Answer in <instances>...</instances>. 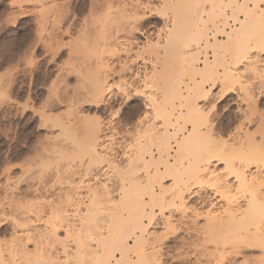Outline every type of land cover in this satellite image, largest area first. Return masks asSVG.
<instances>
[{
    "label": "bare ground",
    "instance_id": "1",
    "mask_svg": "<svg viewBox=\"0 0 264 264\" xmlns=\"http://www.w3.org/2000/svg\"><path fill=\"white\" fill-rule=\"evenodd\" d=\"M41 1L43 2V4L45 1L48 2L47 0L45 1L41 0ZM52 1L56 2L57 5L59 4V7H60L59 12H57V14L54 12L55 15L53 14V16H55L53 22L55 23L57 18H58L57 20H59V22L61 23L62 21L65 22V20L68 19L69 20L68 24L71 23L70 26L73 27L76 24L75 23L76 20L74 19V17H70V14L72 12V9H71L72 1L71 0H52ZM94 1H96L97 3L95 2L94 4ZM116 1L118 0H103V1L93 0L92 1L93 5H91L92 6L91 8L97 7L98 14H95V16H90L89 19H86L83 23L84 24L83 27H85L84 29L88 28L89 30H85V31L84 29L82 30L83 32L86 33L88 31L92 32L93 30H94L93 32H95V29H96V30H99V33L102 31L103 34L107 30L106 32L108 33L105 32L106 34L104 35L100 33L101 35H99L97 34V31H96L95 34L99 35V36L96 35L98 37L97 41L96 39L93 40L94 41L93 44L91 43L92 40L91 42L89 41L86 42V46L88 48V51H90V53L86 49L87 51L86 55H83V56L78 55V57L76 56L77 57L75 60L76 62L74 63V65H71L72 67L69 68L70 70H68V67H67L66 71L68 70L70 74L71 72L73 73L76 72V74L78 73L77 77L79 80L78 79L77 80L80 83V87L79 86H78L79 88L76 87L77 89H79L77 90V94L76 95L72 93L71 94L73 98L74 96L77 97V101L82 100L84 103L89 101L91 103L93 102V104H110L113 100H115V98L120 96V93H122L125 97H130L131 93L133 92L134 93L136 92L139 94L140 91H138V89L131 90V88L130 90L123 89L124 93H123V90H120L121 91L120 92L119 89L120 88L122 89L126 86V84H123L124 81L121 85V86L125 85L124 87H120L121 83L119 84L117 82L116 86H118L117 88L118 92H115L113 89L114 82L111 83V80L114 78V76H118L123 73L125 74L128 71H129V74L132 73L130 77L131 80L133 81L143 80L144 82L143 85L146 88L147 87L149 88V86L146 84H150L151 89L152 87H155L154 91L150 89L151 92L148 91V93L146 92L147 94L145 93L142 94L143 103H144V112L139 118H137L136 122L133 125L141 129L144 127L147 128L148 125L149 127H151L152 126L151 124L153 123L151 122V120L153 119L152 116L153 115L156 116L157 119H155V121L157 120L160 121L159 123H157V126L155 127L156 132H157L156 133L157 135H155L156 141L154 140L156 142V150L154 151L151 150L149 145H147L148 148H145L146 146H143V148H140L139 147L140 144H139L136 147L138 149V152L140 151V153L137 154L134 152L135 154L133 158L135 162L133 163L135 164L133 165V167L128 168L127 170L122 172V174L120 173L119 179L118 180L115 179V181L112 180L113 183H111V180H109L110 181L109 184L108 183L100 184L102 183L100 181L103 177H109L108 172H109L110 166H108L107 165L108 163H107L98 172H95L94 168H92L91 166L92 162L98 158L100 159V161L102 160L101 161L102 163L103 161L106 162L109 160V156H108L109 154H108L107 147H106L108 143L107 144L104 143L105 141H104L103 135L105 133L98 119L97 120L95 118L89 119V117L86 116V119L84 117V120L82 119L83 121L81 120L82 121L81 123L78 120L80 116L78 118H76L77 117L76 116L75 118L77 120H74V117H73L74 121L70 120L66 124L60 123L61 124L60 127L62 129L66 128V129H75L76 131L79 130V132L81 133V137L80 139H76L75 141L71 140L72 141L71 143L67 142L68 144L66 142H65L66 144L63 143L64 142L63 140H62L63 142L59 141L58 143L55 140L56 143L53 144L52 146L50 145L51 148H48L49 149L48 154H46L48 155L47 158L48 157L52 158L51 161L53 162L55 159H58L59 161L62 159L65 160L66 157L68 158V156L70 157V155H74L80 159L79 160L80 162L78 165L74 167H65V165L64 166L62 165L63 166L62 168L61 165H60L61 167L59 166L58 160H55L58 163V167L55 164L54 165L57 167V168L55 167L56 168L55 170H53L54 168L52 169V167H50L51 168L50 171L52 170L53 172L49 171L50 173L48 172L46 173V171L43 170L45 176L43 174H40V176L36 175L37 176L36 178H38V176L40 178L41 175L43 176V178L41 177L40 180L35 179L38 185L37 187L35 186L36 188H34L35 191L33 189V192H36L34 196H37L39 198V199L37 198V201H34L36 197L33 198L34 200L32 199L28 202H25L24 199L22 200V197L21 198L19 197L21 199L20 201L18 200L15 201V197L17 196H15L14 190L10 189V192L6 190L5 197L8 198L9 204L11 203L10 205L11 208L14 209L13 210L9 208L10 210L13 211V214H14V216L13 215L11 216L12 218L7 212L5 213L6 216L8 214V216L11 218L10 219L7 216L6 220L12 222L11 224H12L13 230L11 233V237H9V239L7 238L8 240L5 238L4 239L0 238V264H166L164 263L165 253L163 252V250L164 248H166L168 242L169 243L173 242L175 244V249L176 247L178 248L184 247L183 245L185 244L188 245L187 242L182 241L181 243H179L178 241H176V239L174 241L170 239L171 236L176 235V231H177L174 229L175 227L174 224L178 222V219L175 218L174 213L170 212V215L167 217L166 222L164 221L166 226H169L168 228L166 227L167 228V230H165L166 232L163 230V233H161L162 231L159 232V230H155L156 227H158L159 223L155 221V217L153 215L154 214L153 209L155 207H159V209L163 211L167 208L168 209L174 208L177 211L181 210V212L186 211L188 209L186 207H185L186 209L185 208L182 209L186 201L185 192L189 191V188L185 186L188 180L187 181L180 180L179 179L180 177L177 176L176 173L178 172V175L182 174V172L181 174H179V167H178V165H181L179 162H181L180 158L182 156V153L185 152L186 149L188 150V147H191L190 145L192 143L194 145L198 144L197 140H194V138L196 137L197 133L201 132L200 124H204V122H201V123L199 122L201 121V118L203 117V115H205L203 114L204 112L202 111L201 109L202 107L200 104L203 102H207L208 96L210 94L209 92L210 88L206 89L203 85V81H199V79L197 78V75H200L203 80L206 79L205 73L206 72L208 73L209 71L208 68L210 66V62H209L210 60L208 61V59L206 58V60L204 61V66L199 68L195 66V63H196L195 60L198 62L199 58L194 59L196 58L194 56H197V54H199L200 52L199 50H201L200 48H201V44L203 41L206 42L208 49L215 48L216 50L218 48L224 47L226 45L225 42L227 41L219 40L215 36L214 43L209 42V36H208L209 34L207 30L204 29L203 26L202 28L200 27L201 24L204 25L206 22L205 21L206 19L203 20V14L206 12V8H204L205 10L204 9L202 10L201 8H199L200 9L199 10L197 9L198 6L196 8L191 7L194 9V11L191 10L189 18L191 19L193 17L192 21L190 22L193 25L191 26L190 24L188 25L192 27L191 32H190L191 37H189L188 41H186L189 33L187 35L182 34V33L184 32L183 28L185 27V25L187 26L188 24V23L184 24L185 21L187 22V20L183 22V20L185 19L183 16L184 15L183 10H185L187 7L183 5L185 9L182 8V10H180L182 11L181 15L183 14L182 17L184 18L182 19V22H181L182 24L180 23L181 18L178 16L177 10L176 12L173 11L174 12V13L172 12L173 16L170 19V23H171L170 24L171 26H169L170 29H168L167 34H165L167 29L163 33L166 36H164L165 38H164V41L162 42V45H163L162 48H164V50L166 51L167 50L166 48H169L168 46L169 45L171 46L173 44L172 43L173 37H174L173 39L174 41H177L179 39L178 40L179 45L180 43L185 41L183 43L187 45H185L184 47L182 46V47L183 48L187 47V49L185 51L184 49H182L183 51L181 50V52L179 53V59H180L179 64L182 65V67H180V69L179 68L176 69V71L173 72L172 69H170L169 67L166 54L158 50L159 56H157L156 59L160 60L161 62V65H159L160 67L157 68L156 64H154L156 68H154L152 72L148 71L149 72L148 73L146 69L147 67H150V66H147V65L151 64L150 61L152 60L151 58L148 57L149 56L148 55L146 56L148 59L143 58V57L142 59H140L142 62L140 64L141 66L138 65L139 68L136 69L135 71L133 70L134 71L133 73L132 68L129 67L128 64L137 63V59L141 57L140 56L141 54L139 52H138L139 55L136 53L137 54L136 57L138 56L139 58L137 57L134 60L130 59V61H128L129 59L128 58L126 60L124 59L125 61L117 60V62H113L111 61L112 58L114 57L119 58L120 56H118V54H115L116 52V51L114 52L115 48L114 50H112L113 47L111 48V46L114 45L113 43L119 38L118 36L120 32L124 33L123 31H125L128 35H131V36H135L136 33L143 34V29H141L140 26L138 25V22H139L138 20L139 19L142 20V18L140 17H142L141 12H143V8H142L143 4L141 6L140 3L137 2V0L123 1V6L121 8L124 11L121 10L122 11L121 13H124V14L121 15V18H120V16L118 15L120 13H117V15L119 16V19H117L116 17L115 18L113 17V18L117 19L118 22H114L116 20H113V22H111L112 20L111 17L113 15L112 10L116 8L120 9L119 5H121L120 1L119 2H116ZM209 1H211L212 7L219 11V13L217 14H220L219 15L220 18L227 19L226 10L221 7L222 5H218L219 3H217L216 5L214 3L216 0H209ZM233 2L234 3L232 4H236V9L232 12L239 26L227 32H223L222 30V33L226 34L227 39L230 41L233 40L234 38L235 40L236 38H241V36L239 35L245 33L249 27H250L249 30L254 29V31H257L255 30L257 29L256 23L253 21L258 20L260 16H263L261 15L262 12L258 11L260 9L259 4L262 3L263 0H244V3L242 2L243 4L241 5L238 4V0H233ZM249 3H253L252 5L254 7L249 6ZM45 4H48V3H45ZM44 5L43 7H45ZM143 7H145V5ZM46 8H44V10L42 11V14H43L42 17L44 18L42 19V22H44L45 19L47 20L48 13L50 14L52 10L51 8H49L51 9L49 12V10L48 11L45 10ZM178 8H181V7L179 6ZM144 9H147V8H144ZM45 11H47L48 13L47 12L43 13ZM240 12L245 13L246 19L238 18V14H240ZM73 14L74 12L71 14V16ZM186 16L188 17L189 15H186ZM169 17L167 18L169 19ZM52 19L48 18V20H51V21ZM120 19L121 21H119ZM48 20H47V23L45 21L46 24H48L49 22ZM110 22L114 23V25H112ZM165 22H167V20ZM108 24L110 27L106 29ZM179 25L183 26L181 28L183 30L179 28L180 27ZM225 25L227 26V23ZM178 29H180L182 32L180 30L178 31ZM187 29H186V32L184 33L189 32L187 31ZM216 29L218 30V28ZM261 29H262V26H261ZM254 31L252 33L256 35ZM258 31L259 32L257 35H260L259 42H261L264 45V31L262 32L260 29ZM252 33L251 34L248 33V34L253 36ZM184 35L186 36L185 37L186 40L184 38ZM249 35H245V37L248 36V38H244L245 42L242 43L243 47L240 46L244 50L245 48L248 47V44L246 45L245 43L247 39H250ZM92 36H94V34L91 35V37ZM156 36H159L158 38L159 40L161 39L162 35L159 34ZM170 36L172 38H170ZM179 36L183 40H181ZM149 39L148 41H150ZM145 40H147V38ZM241 40L243 41V39ZM133 44L135 43H133L132 41V45ZM130 45H131V42L129 46ZM79 47H77V49ZM179 47H181V45ZM77 49H76L77 54L78 52L79 53L82 52L80 50L81 48L79 49L80 51ZM76 51H75V54H76ZM112 51L114 53H112ZM245 51H241V52H245ZM149 54L151 56V53ZM243 60H246L244 53L243 54L239 53V55L237 53V55L234 56L233 62L234 64H237V63L239 64ZM152 65H153V62H152ZM228 71H226L225 69V72H223V74L214 73L213 75L211 73L212 74L211 75L212 77H210V81H212L211 91L213 88H215L216 85H218L217 83H219L220 81L222 82V79L223 81L227 80L228 82L229 81L228 79L232 78L231 77L227 79V77L231 75L232 70L230 72ZM69 73L66 74L65 78H68L67 76L70 75ZM261 75L264 77V73H262ZM185 76H188L189 81L185 79ZM75 78H76V75H75ZM133 85L131 82L130 86L132 87ZM127 88H129V85ZM187 118L189 119V123L192 125L193 128L192 130H189L186 133L185 132L186 130L185 121ZM187 122L188 120L186 121V123ZM182 123H184L185 125L184 127L181 125ZM205 128L208 129L211 127H208V128L205 127ZM206 131L208 130H205V132ZM136 132H137V129H136ZM179 132L183 133V137L181 140H179L180 138L178 139ZM209 132L210 131L207 132V135H209L210 137L209 136L208 137L211 138L212 133L210 135ZM248 136L249 135H246V137ZM66 137L67 139L69 138V136H66ZM197 137L199 136L197 135ZM148 138L150 140V138L152 137H148ZM195 139H198V138H195ZM123 141L125 140H122L121 144L124 145L125 142ZM193 141H195V143ZM193 144H192V147H194ZM129 146L132 147L131 144ZM153 146H151V148ZM198 146H201V145L199 144ZM243 146H244V143L240 144L239 147L237 146L238 147L237 149L234 148V152L236 151L238 155L243 157L248 164L246 166H241L237 168L236 166L234 167L230 164L231 166L229 167L230 175L233 174V179H235V182H236L235 185L234 186L231 185L233 182L228 183L227 179L224 180V178L222 179L220 176L219 177L213 176V179H214L213 186H215L216 188V192H214L213 196L216 194L220 195L218 197L226 200L227 206L225 207L226 209H223V211L221 212L212 211L210 209L206 211L204 227L203 228L200 227L199 229L198 227L197 229H194L195 228L194 227L193 231L192 230L190 231V233L191 232L195 233V236L197 238L196 242L197 241L198 242L199 241H205V242L211 241L212 242V241H215L218 238V236L219 237L221 236L222 237L221 240H223L224 242L227 241L231 244L237 243L238 241H241V240H246V241H251L256 244L264 245V232H263L264 230L263 228L264 226L263 225V221H264V175L261 172V169L264 166V154H259L258 153L259 151L253 150L254 148L253 144H252L253 147L251 146L252 149H249V148L247 149L246 147H243ZM126 147H128V145ZM215 147L216 146H214V148ZM196 148H198L197 145H196ZM210 148L212 147L210 146ZM137 149L135 150L137 151ZM204 149L205 150L202 149V153L200 150H197V151H200L198 152L199 154L198 159L197 160L195 159L196 161L190 163V165L188 166V168L191 167L190 169L194 171L193 173L194 177H191V181L192 179H194L196 182L200 180L201 177L204 178V176L212 175L213 171H211V169L214 166L215 162L218 163L216 159L221 158L220 156H219L220 158L217 157L218 154H216V158H215V155L213 152V150L215 149L213 150L211 149V151H209V149H206V147ZM193 150H191L192 153H195V151ZM173 151H175V155L173 154ZM129 152H130V149H129ZM236 152H235V155H236ZM188 153H187V158L189 157ZM124 154L126 155L127 153H124ZM145 154L149 155V159L148 157H145ZM230 156L233 157L231 153H230ZM172 159H174V162H172ZM221 159H225V158H221ZM231 160L234 161V158L232 159L230 158V160L228 161L231 162ZM186 161L188 160L186 159ZM43 163H45V161ZM46 164H50V163H46ZM251 164L253 165L255 164L254 165L255 171L254 173L248 174L246 169L249 168ZM140 168L144 170L143 173H141ZM152 168L154 169V173H152L151 171ZM25 171L23 172L24 173L29 172V170H27L26 172ZM182 175L185 176V174H182ZM36 182L34 183V185L37 184ZM165 182H170V184L165 185ZM8 186H10V184L7 185V187ZM235 191H238V193H234ZM239 192L242 193L241 196H237ZM167 193L169 196H167ZM200 193L198 191H192L190 192V196H192V198L194 196L198 197ZM116 196H117V199H115ZM5 197L3 198L5 199ZM198 198H199L197 199L199 201L198 204L202 205L207 202L208 205L212 204L211 207L214 206L213 205L214 202H211L209 200L211 199L210 197H201L200 195ZM240 198L244 202L243 205L239 203ZM58 199L62 201L58 203L57 202ZM207 199L209 200L210 203L207 201ZM193 211L196 215V219L197 217H200L201 214H198L195 208ZM103 213L110 214L111 215L110 218L108 217L109 219H107L106 217L107 215H104ZM126 214L130 216L131 218L130 220L123 219V216L125 215L124 216L125 218ZM45 215L49 216V218L51 219V220L45 219L46 221L49 220L51 222L50 223L48 221L50 223L49 225L51 226V228L49 227L50 229L48 228L47 230H41L38 226H40L41 223H44V222L47 223L44 220ZM101 215H104L106 217L105 218L106 220H103V219L101 220L100 218ZM149 227L152 229L149 230L148 229ZM170 227H172V230H170L171 229ZM193 241L194 240H192L191 243H189L190 246L188 245L190 248L193 245H194L193 247L196 246L195 245L196 242L195 241L193 242ZM197 244H198L197 247H199L200 244L199 243ZM203 244L207 245V243H203ZM206 249L208 248L206 247ZM214 256H215L214 253L211 252L210 256L208 257L213 258Z\"/></svg>",
    "mask_w": 264,
    "mask_h": 264
},
{
    "label": "rangeland",
    "instance_id": "2",
    "mask_svg": "<svg viewBox=\"0 0 264 264\" xmlns=\"http://www.w3.org/2000/svg\"><path fill=\"white\" fill-rule=\"evenodd\" d=\"M47 1L48 2L45 1L44 4L48 3L49 5L48 4L44 5L41 0H32V1L31 0H0V238L1 239H4V238L9 239V237H11V233L13 230L12 224H11L12 222L6 220L7 219L6 217L8 216V214L10 215V217L12 215L14 216L13 211L10 210V209H13L10 206L11 203L9 204L8 198L5 197L6 190L9 192H10V189L14 190L15 196H17L15 197V201L17 200L20 201L21 197H22V200L24 199L25 202H28L35 197L36 199L35 200L33 199V200L37 201L38 197L34 196L36 192H33V189L36 188L38 185L35 179L40 180L41 177L43 178L42 175L39 178L40 174H43L45 176L44 171H46V173L53 172L52 170L50 171L51 169L50 167H52V169L54 168L53 170H55L58 167V163H59V166L65 165V167H74L79 164L80 159L74 155H70V157L68 156V158L66 157L65 160L62 159L59 161L58 159H55V160H58V163L54 159H53L54 161L52 162L51 161L52 158L50 157H48L50 159L47 158L48 155L46 154H48V150H49L48 148H51L50 145L52 146L53 144L56 143L55 140L57 141V143L59 141L61 142L64 141L63 143L65 142L71 143L72 142L71 140L75 141L76 139H80L81 137V133L79 132V130L76 131L75 129H66V128L62 129L60 127L61 124L63 123L66 124L70 120L71 121L77 120L76 118H78L79 116L81 118L79 117L80 119L78 118V120L81 123L84 120V117L86 119V116L89 117V119L90 118H95L96 120L98 119L105 133L103 135V138L105 141L104 143L105 144L108 143L106 147H107V151L109 154L108 155L109 160L106 162L103 161L102 163L101 162L102 160L100 161V159L98 158L92 162L91 166L92 168H94L95 172H98L107 163H108L107 165L110 166L109 172H108L109 177H103L100 181L102 183L100 184H104V183L109 184L110 183L109 180H111V183H113L112 180L115 181V179L116 180L119 179L120 173L122 174V172H124L128 168L133 167V165L135 164L133 163L135 162L133 158L134 154L140 153V151L138 152V149L136 147L139 144H140L139 145L140 148H143V146H146L145 148H148L147 145H149L151 150L153 151L156 150L155 135H157L156 134L157 132H156L155 127L157 126V123L160 122L159 120L155 121V119H157L156 116L155 115L152 116L153 119L151 120V122L153 123L151 124L152 125L151 127H149L148 125L149 128L144 127L141 129L133 125L136 122L137 118H139L144 112V103H143L142 94L144 93L147 94L148 91L151 92V90L154 91L155 87H152L151 89L150 88L151 85L146 84L149 86V88L148 87L146 88L143 85L144 83L143 80H137V81L131 80L130 77L132 73L129 74V71H128L125 74L123 73L121 75L114 76V78L112 79L113 81L111 80V83L114 82V86H115V87L113 86L114 91L118 92L117 90L118 86H116L117 82L119 84L121 83L120 87H124L125 85L121 86L124 81L123 84H126L125 86L126 88L125 87L122 89L120 88L119 91L123 89L130 90L131 88V90L138 89V91H140L141 93L139 92L138 94L136 92L135 93L133 92L131 93L130 97H125L122 93H120L121 92L120 91L119 93L121 97L119 96L115 98V100H113L110 104H93V102L91 103L89 101L84 103L82 100L77 101L76 96H74L75 98L74 100L72 96V94L74 95L77 94V90L79 89H77L76 87L78 86L80 87V83L77 77L78 73L76 74V72L74 73L71 72L70 74L68 70H70L69 68L72 67L71 65H74V63L76 62L75 60L78 57V55L79 56L86 55L88 51L86 42L87 41L91 42L92 40L91 43L93 44L94 43L93 40L96 39L97 41V38H98L97 36L101 35L100 33H102V31L99 33V30H96V29H95V32H93L94 31L93 30L92 32L88 31L86 33L83 32L82 30L85 28L83 27L84 21L86 19H89L90 16H95V14H98L97 7L91 8L92 7L91 5H93V2H92L93 0H71L72 1L71 4L73 5V6L71 5V9H72L71 14L73 12L74 14L72 16L70 14V17H74V19L76 20L75 21L73 19L76 23L73 27L70 26L71 23L68 24L69 23L68 19H67L68 21L65 20V22L62 21L61 23L59 22V20H57L58 19L57 18L56 19L57 22L55 21L54 23L53 21H54L55 16H53V14L54 12L57 14V12H59L60 10V7H59V4L57 5V3L52 0H47ZM100 1H103V0H100ZM119 1L121 3V5H119L120 9L116 8L117 10L116 9L112 10L113 15L111 17L112 19L111 22H113V20H116L114 22H118L117 19H119V16L121 18V15L124 14V13H121L122 11H124L122 10L121 7L123 6V1L125 0H118L116 2H119ZM95 2L96 1H94V4ZM137 2H139L141 6L142 4L143 6L145 5V7L142 6L143 12H141L142 17H140L142 18V20L141 19L138 20L139 21L138 25L140 26L141 29H143V34L136 33L135 36H131V35H128L125 31H123L124 33L120 32L118 36L119 38L113 43L114 45L111 46V48L113 47L112 50H114L115 48L114 52L115 51L117 52V53L115 52V54H118V56H120L119 58L117 57L112 58L111 61L113 62H117V60L123 61L124 59L126 60L128 58H129L128 61H130V59L134 60L138 57V56L136 57L137 54L138 55L139 53L141 54L140 55L141 57L140 58L138 57L139 59H137V63H134V64L132 63L133 66L131 63L128 64V66L132 68V71L133 70L135 71L136 69H138L139 66H141L140 64L142 63L140 59H142V57L148 59L146 57L148 55H149L148 57L151 58L152 60L150 61L151 64L147 65V66H150V67H147V69L149 70L146 69V71L152 72V70L156 68V66L157 68L160 67L159 65H161V62L160 60L156 59L157 56H159L158 50L166 54L169 67L170 69H172L173 72L176 71V69L178 68L180 69V67H182V65L179 64L180 63L179 53L181 52L182 49H184V51L187 49V47L183 48L185 45H187L183 43L185 41L182 42L184 45L180 43L181 47L183 46L181 48L179 47L180 46L178 42L179 39L178 40L176 39L177 41H174L173 40L174 37H173L172 39L173 44L171 45L172 47L169 45L168 46L169 48H166L167 49L166 51L164 50V48H162L163 47L162 42L164 41V38H165L164 36H166L163 33L167 29L165 32V34H167L168 29H170L169 28V26H171L170 19L173 16V13L176 12V10L178 12L177 13L178 16L181 18L180 23L182 22V19L185 18L183 22L185 20H187V22L185 21L184 24L188 23L187 26L189 24L191 26L193 25L190 23L193 17L191 16L192 18L191 19L189 18L191 10L194 11L193 8L194 7L196 8L197 6H198L197 9L201 8L203 10L204 8H206V12L203 14V20L206 19L205 20L206 22L204 25L201 24L200 27L202 28L203 26V28L207 30L209 34L208 35L209 42L214 43L215 36L219 40L227 41L225 42L226 45L224 47L218 48L217 50L215 48L208 49L206 42L203 41L201 44V48H200L201 50H199L200 51L199 54H197V56H194L196 57L194 59L199 58L198 62L195 60L196 62L195 66L199 68L204 66V61L206 60V58L208 59V61L210 60L209 61L210 66L208 68L209 70L208 73L210 74H208L207 72L206 74L204 72L206 75V79L203 80L200 75H197V78L199 79V81H203L204 87L206 89L210 88V91H209L210 97L208 96V101L203 102L204 104L203 103L200 104L202 107L201 109L204 112L203 114L205 115H203L199 123L204 122V124H200L201 125L200 130L202 133H204L205 130H208L210 131L209 132L210 135L211 133L212 135L213 134L214 135L213 136L211 135V138H209L210 136L207 135L208 131H206L204 134H202L201 132L197 133L195 138H198V139L194 138V140H197L198 144L194 145L192 143L194 147H192V144H191L190 146L192 148L188 147V150L186 149V151L182 153V156L180 158L182 163L179 162L181 165H178L179 174H181L182 172V174H185V176H183L182 174L178 175V172L176 174L177 176L180 177L179 178L180 180L182 181L188 180L185 186L189 188V191L185 192L186 201H185V205H183L182 207V209L185 207L188 208L187 209L188 211L186 210V211L181 212V210L177 211L174 208L172 209L167 208L162 211L159 209V207H155L153 209V213H154L153 215L155 217V221L159 223L160 225V226L158 225V227H156L155 230H159V232L162 231L161 233H163V230L164 231L167 230L169 226H166L165 224L166 219L170 215V212L174 213L175 218L178 219V222L175 221L176 224H174L175 227L174 226L173 227L178 232L176 231V235L171 236L170 239H172L173 241L176 239V241H178L179 243L184 241V242H187V244L189 245V243H191L192 240H194L195 242L197 240L195 233L193 232L190 233V231L191 230L193 231L194 227H195L194 229H197V227L198 229L200 227L201 228L204 227L205 213L208 209L212 211H219V212L223 211V209H226L225 208L227 206L226 200L218 197L220 195L216 193H215L216 195L213 196L214 192H216V188L215 186H213L214 185L213 176H218V177L220 176L222 179L224 178V180L227 179L228 183L233 182L231 185L234 186L236 182H235V179H233V174L230 175L229 167L232 165L234 167L236 166L237 168L241 166H246L248 164L246 160L243 157L239 156L236 151L235 152L237 156L235 155L234 148L237 149L240 146V144L244 143L243 147H246L247 149L248 148L252 149L253 147L252 144H253L254 145L253 150L259 151L258 152L259 154H264V139H263L264 138V77L261 75L262 73H264V45L261 42H259L260 35H257L259 32L258 31L259 29L262 32L264 31V20H263L264 19V3H263L264 0L262 2L263 4L262 3L259 4L260 9L258 10L259 12L260 11L262 12L261 15L263 16H260L258 20L253 21L256 23L257 29L255 30L257 31H254V29L252 30L256 33L257 37L254 33H252L253 31L251 29H250L251 31L249 30L250 28L249 27L248 30L245 33H243L244 35L243 34L239 35L241 36V38H236V40L235 38L233 39L235 42L233 40L231 41L228 40L226 34L222 33V30L223 32H227L239 26L232 12L236 9V4H232L234 3L233 0H216L214 2L216 5L217 3H219L218 5H222L221 7L226 10V17L228 20L224 18H220L219 16L220 14H217L219 13V11L212 7L211 1L209 0H179V1L178 0L177 1L176 0H172V1L171 0H139V1L137 0ZM242 2L244 3V0H238V4L241 5L243 4ZM252 4L253 3H249V6L252 7L253 6ZM43 5L45 7H43ZM183 5L187 7L186 8L187 10L185 9ZM179 6L181 8H178ZM44 8H46L45 10L47 11L49 10V12L52 9L50 14L47 11L43 12V13H46V12L48 13V17L46 16L47 20L48 18L49 19L53 18L52 21L48 20L49 21L48 24H46L47 23L46 19L44 20V22H42V19H44L42 17L43 15L42 11L44 10ZM144 8H147V9H144ZM182 8L185 9L183 10L184 15L182 14L184 18L181 15L182 11H180L182 10ZM117 13H120L118 14L119 16L117 15ZM186 15H189V16L187 17ZM113 17L114 18L116 17L117 19H114ZM167 17H169V19ZM238 18L246 19L245 13L240 12V14H238ZM166 20L167 22H165ZM119 21H121V19ZM226 23H227V26L225 25ZM111 24L114 25V23H111ZM68 26H70L71 29ZM179 26H180L179 27L180 29L183 27L181 25ZM187 26L185 25V27L183 28L184 30L181 29L184 32H186V29L188 28L187 31L189 32L182 33L186 35L189 33L187 40L185 38L186 36L184 35V38L186 41H188V38L191 37L190 32L192 28L190 26L188 27ZM261 26H262V29H261ZM108 27H110L109 24L106 27V29ZM216 28H218V30ZM180 29H178V31ZM85 30H89V29L87 28V29H84V31ZM96 31H97V34L99 35L95 34ZM105 32L104 34L108 33V32L106 33ZM248 33L250 34L252 33L253 36L249 35ZM93 34L94 36L91 37V35ZM159 34L162 35L161 36L162 40L161 39L158 40L159 36H156V35H159ZM245 35H249V38H250V39H247L245 43L246 45L248 44V47L246 46L247 48H245V50L247 51H245L242 48L243 47L242 43L245 42L244 38H248V36L245 37ZM128 36L129 37L131 36V37L129 38ZM171 36L170 38H172ZM146 38L147 40H145ZM148 39L150 41H148ZM241 39H243V41ZM132 41L135 44L132 45ZM130 42L132 46L131 45L129 46ZM77 47L79 48L77 49ZM76 49L77 50L80 49L82 51L81 52L82 54L79 52L77 54ZM239 49L245 52H241ZM75 51H76V54H75ZM88 52L90 53V51ZM114 52L112 51V53ZM148 52L151 53V56ZM144 53H146L147 55ZM237 53L238 55L239 53H242V54L244 53V56L246 57V60H243L239 64L237 63L238 65L234 64L233 62L234 56L237 55ZM152 62H153V65H152ZM154 64H156V66ZM67 67H68V70L66 71ZM225 69L226 71L232 70L231 72L232 76L231 75L228 76L227 79L231 77L232 78L228 79L229 80L228 82L227 80L223 81V79H222V82L218 81L219 82L217 83L218 85H216L215 88H213L211 91V88H212L211 86L212 81H210V77H212L211 75L212 74L214 75V73L223 74V72H225ZM68 73L70 75L67 76L68 78H65L66 74ZM232 73L235 75L237 74L236 77ZM75 75H76V78H75ZM185 79L189 81L188 76H185ZM131 82H132V85L134 83L132 87L130 86ZM67 84L68 85L70 84V85L68 86ZM128 85H129V88H127ZM123 93H124V90H123ZM73 117H74V120H73ZM187 120L188 122L186 123ZM186 121H185L186 126L184 125V123H182L181 125L183 127L185 126L186 128L185 132L187 133L189 130H192L193 127L189 123L188 118L186 119ZM205 127L207 128L211 127V128L206 129ZM136 129L138 133L136 132ZM197 135L199 137H197ZM246 135H249L250 137L249 136L246 137ZM66 136H69V138L67 139ZM148 137H152L154 139L150 138L149 140ZM182 137H183V133L179 132L178 139L180 138L179 140H181ZM122 140H125L123 141L125 142L124 145L121 144ZM193 142L195 143V141ZM119 144L121 145V147L123 145V147L121 148ZM130 144L132 147L129 146ZM152 144L155 146H153ZM199 144L201 146H198ZM127 145L128 147H126ZM196 145L198 148H196ZM151 146L153 147L151 148ZM210 146L212 148H210ZM214 146L216 147L214 148ZM249 146L250 147L252 146V147L250 148ZM205 147L206 149L210 148L209 151H211V149L212 150L215 149L213 150L215 158H216V154H218L217 157L220 156L221 158H225V159H221L220 157H219L220 159H216L218 163L215 162L214 166L212 167L213 170L211 169V171H213V174L215 173L214 175L213 174L207 175V176H204V178L201 177L200 180L196 182L194 179H192L191 181V177H194L193 175L194 171L190 169L191 167L188 168V166L190 165V163L198 159V156H199L198 152L201 151L202 153V149L205 150L204 149ZM129 149H130V152H129ZM135 149H137V151ZM131 150L133 151V153ZM191 150L195 151V153H192ZM197 150H200V151H197ZM124 153H127V154L125 155ZM187 153L189 156L188 158H187ZM230 153L233 157L230 156ZM173 154L175 155V151H173ZM229 156L231 159L234 158V161L231 160L232 163L228 161L230 160ZM145 157H148L149 159V155L145 154ZM186 159L188 161H186ZM44 161L45 163H43ZM172 162H174V159H172ZM46 163H50V164H46ZM254 165L251 164V166H249V168L246 169L248 174L254 173L255 171ZM140 169H141V173H143L144 170L142 168ZM25 170L26 171L29 170V172H26ZM23 171H25L26 173H24ZM151 171L152 173H154L153 168L151 169ZM261 172L264 175V166L261 169ZM36 175H39L38 176L39 179L36 178L37 177ZM34 181L37 184L34 185L35 183ZM9 184L10 186L7 187V185ZM166 184L169 185L170 182H165V185ZM192 191H198L199 193L201 192L200 193L201 197H210L211 199L209 200L211 202H214L213 203L214 206H212L213 208L211 207L212 204L208 205L207 202L202 205L198 204L199 201L197 199H199L198 197L200 195L198 197L194 196L192 198V196H190V192ZM234 193H238V191H235ZM241 195L242 193L240 192L239 194H237V196H241ZM167 196H169L168 193H167ZM3 197H5V199L7 200H5ZM115 199H117V196L115 197ZM4 200L7 201L8 203L5 202ZM209 200L207 199L208 202ZM60 201L62 200L58 199L57 202L60 203ZM241 202H243V200L240 198L239 203L243 205L244 202L243 203ZM194 208L197 210L198 214H201L200 217H197V219L193 211ZM6 212L8 213L7 216L5 214ZM104 215H107L106 216L107 219H109L111 216L110 214H104ZM104 215L100 216L101 220L102 219L106 220L105 219L106 217ZM124 216H123V219L125 220L131 219L130 216H128V214H126L125 218ZM45 217H44V220L45 219L51 220L49 216L45 215ZM49 220L47 221L45 220L47 222V223L44 222L46 226L44 223H41V225L38 227L41 230H47L49 227L51 228V226L49 225L51 222ZM263 225H264V221H263ZM170 228H171L170 230H172V227ZM148 229L150 230L152 228L149 227ZM221 239L222 237L218 236V238L215 240L216 242L215 241H212V242L211 241L209 242L207 241L198 242L197 241L195 243L196 245L195 247H193L194 246L193 245L190 248L189 247L190 245L188 246L185 244L183 245L184 247H181V248L176 247V249L178 248L177 250L175 249V244L173 242H170V243L168 242L166 248H164L163 250V252L165 253L164 263L166 264H263L264 263V245L263 244H256V243H253L251 241H246V240H241V241H238L237 243L231 244L227 241L224 242ZM202 242L207 243V245L205 244L206 245L205 246ZM197 243L200 244L199 247H197L198 246ZM206 247L208 249H206ZM209 252L214 253L215 256L213 258L208 257L210 256Z\"/></svg>",
    "mask_w": 264,
    "mask_h": 264
}]
</instances>
